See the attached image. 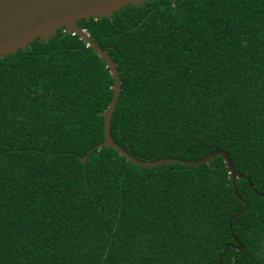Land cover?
<instances>
[{
    "label": "trees",
    "instance_id": "16d2710c",
    "mask_svg": "<svg viewBox=\"0 0 264 264\" xmlns=\"http://www.w3.org/2000/svg\"><path fill=\"white\" fill-rule=\"evenodd\" d=\"M78 25L119 72L118 146L225 151L250 182L234 190L220 156L142 168L101 146L112 76L59 29L0 59V264H264V0H152Z\"/></svg>",
    "mask_w": 264,
    "mask_h": 264
},
{
    "label": "water",
    "instance_id": "95a60500",
    "mask_svg": "<svg viewBox=\"0 0 264 264\" xmlns=\"http://www.w3.org/2000/svg\"><path fill=\"white\" fill-rule=\"evenodd\" d=\"M146 1L152 0H0V59L7 55L16 54L19 50H26L36 39L48 43L52 37L57 35L59 29H63L68 35L79 36L106 63L113 79V94L104 116V142L101 146L114 149L126 161L142 168H156L171 164L197 167L208 164L220 156L224 159L226 168L229 170L235 190V182L239 177L250 181L246 175L240 174L235 169L232 159L225 151H215L201 160L192 162L174 158L139 161L113 141L111 121L121 93L122 82L115 62L107 52L94 42L87 31L78 25V22L81 20L88 22L91 19H111L114 13L122 8L131 4L140 6ZM88 156L89 154L83 159V162L87 160ZM251 188L255 191L254 185L251 184ZM247 210L248 205L246 204L243 211L229 218L232 235L231 221L246 213ZM233 238L236 242V248L242 251L240 243L234 236Z\"/></svg>",
    "mask_w": 264,
    "mask_h": 264
}]
</instances>
